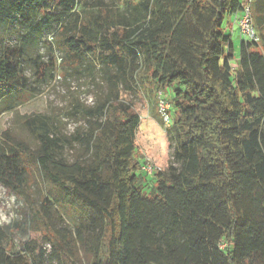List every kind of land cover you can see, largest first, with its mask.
<instances>
[{
  "label": "trees",
  "instance_id": "trees-1",
  "mask_svg": "<svg viewBox=\"0 0 264 264\" xmlns=\"http://www.w3.org/2000/svg\"><path fill=\"white\" fill-rule=\"evenodd\" d=\"M248 3L261 41L242 39L234 76L225 23ZM83 6L84 0H0V102L34 94L27 66L39 79L55 69L53 56L44 62L38 53L43 43L65 47L64 69L98 68L109 87L101 103L85 109L89 128L75 136L84 148L75 162L59 156L69 141L49 116L24 121L38 150L8 133L0 139V185L35 207L31 161L59 191L56 202L45 197L36 212L52 254H36L32 242L12 253L0 226V264H44L46 255L69 264L71 245L87 264H264V0H129L105 14ZM141 69L153 90L171 88L173 95L174 123L164 132L175 135L180 165L153 175L136 155L143 116L119 90H132ZM52 209H80L82 219L57 230Z\"/></svg>",
  "mask_w": 264,
  "mask_h": 264
},
{
  "label": "rangeland",
  "instance_id": "rangeland-1",
  "mask_svg": "<svg viewBox=\"0 0 264 264\" xmlns=\"http://www.w3.org/2000/svg\"><path fill=\"white\" fill-rule=\"evenodd\" d=\"M89 1H102L105 6H92ZM129 0H84L86 3L85 9L94 12L102 11L103 14L110 8L113 11L123 9L127 6ZM132 4L138 0H130ZM237 14L230 16L233 20L234 28H227L226 31L232 34L235 50L238 54L240 41L243 39L236 26ZM229 18V17H228ZM227 18V20H228ZM226 20V22H227ZM226 28V23H225ZM16 37L10 36L6 32L5 39L15 40ZM48 41H52L48 39ZM65 47L58 48L55 45L53 48L48 47L45 43L41 45L38 53H40L42 61L49 62L53 56L56 61L55 69L47 73L46 78L39 79L37 73L30 66L25 69L26 75L31 79L34 94L25 99L22 103L18 100L11 102L15 105L13 109L6 110L10 105L9 98H5L0 102V139L4 140V133L23 140L33 150H38L40 147L39 139L25 126L24 121L33 116H49L55 120V131L59 136L68 139L69 143L65 146L59 156L65 158L68 162H75L84 154V148L80 141L75 140V136L81 135L88 131V115L85 109L95 107L101 103L109 94V87L101 78V71L98 68L90 69L83 74L74 72L75 68L64 69L69 63L61 64L65 55ZM32 54H35L33 52ZM74 65H77L76 63ZM232 65L235 69L234 76H237L238 61H233ZM137 81L132 82L133 88L127 91L124 85H121L119 90L128 102L143 116L142 129L140 131L139 147L137 158L140 163L145 158H150L156 163L157 167L165 170L168 164H173L179 167V163L174 160L175 135L164 132L161 119L158 116V90H153L151 80L147 78L146 72L141 69L136 77ZM140 83V87L137 83ZM131 83V81H130ZM165 93L172 101L171 88L165 89ZM171 103V102H170ZM11 104V105H12ZM80 104V106H78ZM78 109V110H76ZM172 117L174 111L172 106ZM85 135V134H84ZM29 184L30 192L33 194V202L35 207H32L25 197H20L12 190L0 185V226L5 230L7 238L4 246L12 253L24 252L26 244L32 242L35 245V253L38 254L43 248L45 254L51 255L53 247L46 241L49 231L45 230L43 219L38 220L36 212L42 213L41 203L43 198H50L55 201L59 197L58 189L46 180L42 172L36 167L34 162H29ZM152 178H147L145 183L148 189L153 186ZM56 202V201H55ZM58 210V209H57ZM52 218L51 225L57 230H66L78 223L82 217V211L65 210L64 214L51 210ZM44 219L48 220L47 216ZM71 252L68 253L73 259H68L69 264H87L88 256H86L80 247L71 245ZM81 250V251H80ZM44 257V264H53L48 256Z\"/></svg>",
  "mask_w": 264,
  "mask_h": 264
},
{
  "label": "built area",
  "instance_id": "built-area-1",
  "mask_svg": "<svg viewBox=\"0 0 264 264\" xmlns=\"http://www.w3.org/2000/svg\"><path fill=\"white\" fill-rule=\"evenodd\" d=\"M235 23L244 39L260 43L261 36L255 27L250 3L246 4L243 7V10L237 14ZM157 99L158 115L161 119L162 126L164 129L171 128L174 123V119L171 115L172 105L165 93V90L162 89L157 92ZM141 165L142 171L148 175H153L154 173L163 170L160 167H157L156 163L148 157L141 162ZM222 247H224V245Z\"/></svg>",
  "mask_w": 264,
  "mask_h": 264
},
{
  "label": "crops",
  "instance_id": "crops-1",
  "mask_svg": "<svg viewBox=\"0 0 264 264\" xmlns=\"http://www.w3.org/2000/svg\"><path fill=\"white\" fill-rule=\"evenodd\" d=\"M234 28V24H233V20L231 19V18H228V20H227V22H226V28L225 29H227V28ZM238 29V28H237ZM239 31V30H238ZM226 33L227 34H229L230 36H231V39H232V42H233V46H234V54H235V56H236V59H234L233 61H238V55H239V51H238V54L236 53V50H235V43H234V40H233V37H232V34L231 33H228L227 31H226ZM242 41V40H241ZM241 41H240V43H241ZM239 50H240V44H239Z\"/></svg>",
  "mask_w": 264,
  "mask_h": 264
}]
</instances>
